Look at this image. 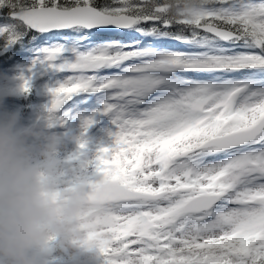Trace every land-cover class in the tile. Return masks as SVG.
Listing matches in <instances>:
<instances>
[{
    "label": "snow or ice",
    "instance_id": "6c2138e0",
    "mask_svg": "<svg viewBox=\"0 0 264 264\" xmlns=\"http://www.w3.org/2000/svg\"><path fill=\"white\" fill-rule=\"evenodd\" d=\"M0 13L5 47L37 49L19 79L24 93L43 82L47 116L101 105L75 117L69 159L111 179L103 264H264V0H204L191 19L169 0H0ZM105 115L112 143L89 159Z\"/></svg>",
    "mask_w": 264,
    "mask_h": 264
},
{
    "label": "clouds",
    "instance_id": "9594fccd",
    "mask_svg": "<svg viewBox=\"0 0 264 264\" xmlns=\"http://www.w3.org/2000/svg\"><path fill=\"white\" fill-rule=\"evenodd\" d=\"M204 0H169L171 11L191 19ZM24 94L22 81L0 72V264H50L53 250L69 264L99 256L110 238L98 224L106 213L105 175L82 170L63 184L67 137L59 120L25 126L19 111L4 105Z\"/></svg>",
    "mask_w": 264,
    "mask_h": 264
},
{
    "label": "rangeland",
    "instance_id": "374dc122",
    "mask_svg": "<svg viewBox=\"0 0 264 264\" xmlns=\"http://www.w3.org/2000/svg\"><path fill=\"white\" fill-rule=\"evenodd\" d=\"M119 38V37H118ZM127 37H124L126 39ZM1 41L0 47L4 45V41ZM32 47L34 45H31ZM171 46V45H170ZM173 46V45H172ZM181 46V45H180ZM175 47V46H174ZM28 48V47H27ZM11 50V49H10ZM37 49L36 47L32 50L22 48L18 50L15 54H12L18 61L14 65L13 68L9 70H2V73L7 74L9 78H17L20 76L21 69L25 68L29 65L32 59L36 56ZM24 98L23 95L19 97H9L5 101L4 107L9 111H21L24 107V111L20 112L22 116V123L25 126L31 125L33 123H42L47 124V112L46 107L49 103V97L46 94L43 82L41 80H36L33 82V91L32 97L28 102H22ZM21 102V103H20ZM23 104V106H22ZM101 105L93 98L89 100L86 104H80L72 108L71 117L65 124L62 126L57 125V131H60L66 135L68 138L66 141V147L61 152V156L65 159V174L62 177L63 184H70L82 170H87L89 175L92 174L93 167L89 165L87 168L81 167V165L74 170L73 180L69 181L70 172H68V162L70 161L69 157H71L78 150V141L77 138L81 136L82 128H81V120L77 117L79 113H83L85 116L91 115L94 111L99 109ZM42 115V116H41ZM60 126V127H59ZM109 130L115 131L114 126L112 125L108 116H97L96 123L92 127L89 128L86 133L85 138L89 141L88 143V158L90 159L97 147L99 146H109L112 143V138L108 135ZM80 164V161H77ZM69 181V182H68ZM102 257V256H101ZM50 260L52 261H66V257L63 255H59L53 250ZM100 264H103V257L100 258Z\"/></svg>",
    "mask_w": 264,
    "mask_h": 264
},
{
    "label": "trees",
    "instance_id": "16d2710c",
    "mask_svg": "<svg viewBox=\"0 0 264 264\" xmlns=\"http://www.w3.org/2000/svg\"><path fill=\"white\" fill-rule=\"evenodd\" d=\"M2 15H3V13H0V16H2ZM0 22H2V21H0ZM0 44H2L1 41H0ZM25 44H26V46L30 47V44H28L26 41H25V42H21V43H19V45H18V44H16V45H17V46L25 47ZM16 50H17V49L14 48V51H16ZM12 63H13V64L15 63L14 59H12V58L7 59L6 56H4V57H0V67H1V68H7V67H9ZM13 64H12V65H13Z\"/></svg>",
    "mask_w": 264,
    "mask_h": 264
},
{
    "label": "water",
    "instance_id": "95a60500",
    "mask_svg": "<svg viewBox=\"0 0 264 264\" xmlns=\"http://www.w3.org/2000/svg\"><path fill=\"white\" fill-rule=\"evenodd\" d=\"M50 264H69L68 262H50ZM79 264H98V257H88L79 260Z\"/></svg>",
    "mask_w": 264,
    "mask_h": 264
}]
</instances>
